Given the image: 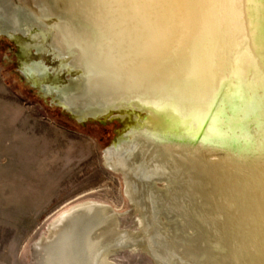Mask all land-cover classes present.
Segmentation results:
<instances>
[{
	"label": "bare ground",
	"instance_id": "bare-ground-1",
	"mask_svg": "<svg viewBox=\"0 0 264 264\" xmlns=\"http://www.w3.org/2000/svg\"><path fill=\"white\" fill-rule=\"evenodd\" d=\"M30 2L0 0V34L18 46L24 79L72 118L124 121L102 151L107 169L168 175L194 171L202 155L231 171L240 165L256 171L253 165L261 164L254 175L264 185V0ZM75 2L82 7L76 15L70 14ZM168 176L175 177L177 189L181 174ZM128 178L143 189L148 186ZM170 184L163 178L155 187ZM247 185L235 188L236 194ZM249 185L250 192L258 190L257 184ZM171 189L165 191L171 194ZM221 190V199L228 200L230 194ZM259 195L249 207L258 206ZM97 206L102 210H83ZM260 211L232 226L246 222L248 227L247 240L236 242L238 247L229 244L238 262L260 253L254 238L257 225L264 224V208ZM99 215L109 219L102 229L92 223ZM118 216L94 200L65 208L48 223L47 234L33 242V264H117L112 254L132 250L133 244L147 249L141 230L120 228ZM238 231L233 234L239 236ZM226 235L221 233L220 240ZM220 240L212 242L211 254L203 247L204 259L215 260L217 252L226 251ZM179 247L198 252L193 242L182 241Z\"/></svg>",
	"mask_w": 264,
	"mask_h": 264
},
{
	"label": "water",
	"instance_id": "water-1",
	"mask_svg": "<svg viewBox=\"0 0 264 264\" xmlns=\"http://www.w3.org/2000/svg\"><path fill=\"white\" fill-rule=\"evenodd\" d=\"M70 1L71 4L74 2V0ZM74 6V9L72 5L70 6L72 10L70 14L76 15L77 9L82 7L76 5V2ZM81 17L83 19V16ZM197 161H200V163L193 164V166H196L194 171L189 169L168 171L170 175L172 172L181 174L177 182V189L172 187L174 176L169 177V174L160 175L158 171H149L146 176L141 174L147 171H126L121 176L124 183V194L134 207L141 224L140 228L143 235L140 237V241L147 238L149 240L148 248L141 250L151 257L154 264H264V226H262L264 224L257 225L258 234L254 237L256 240L255 250L260 253H255L253 257H246L241 263L233 258L232 251L234 252V250L232 248L229 250L230 242L231 247L233 245L238 247L239 245L236 242H243L242 240H247L248 236V234L246 235L248 229L246 222L236 227L239 230L236 234L239 236L233 234L236 231V228L233 227L243 221L244 215L253 214L257 216L261 212L260 210L264 208L261 207L262 198H264V185L260 182L262 180L259 179V176L254 175V173L261 172V164L253 165L256 171H253L254 169L249 171L247 166L241 167V165L235 171H231L224 162L217 163L216 160L206 159L202 155L198 156ZM204 166H210L213 169L206 171ZM161 172L167 173V171ZM128 176L137 178L138 181L148 182V186L143 189L138 186L140 184H134L129 180ZM151 177H154L153 179L157 181L163 178L167 179L171 184L165 188H156L155 183L157 181L152 180ZM242 183H248V185L245 186L243 191L236 194L237 190L235 188ZM253 183L258 185L256 192H250L251 188L249 187L251 186L249 184ZM225 184L227 187L223 186ZM168 187L172 188L171 194L165 191ZM221 189H226L230 194L228 200L221 199ZM258 191L260 195L255 199H257L259 207H249L250 204L253 205L256 202L253 199ZM180 204L182 206H179ZM91 208L86 207L83 210L92 213L95 210H102L101 206ZM124 213L126 211L122 212V214ZM87 215H90V213ZM180 215L184 218L181 219ZM97 217L92 223H97L95 225L97 228H104L108 224V215L105 218L101 215ZM189 226H193V229L190 230ZM221 233L227 234L226 238H223L226 239L225 241L220 240ZM242 235L246 236L240 238ZM236 237H239V239L235 240ZM216 240H220L222 244H225L226 251L217 252L215 260H210L208 257L204 259L205 256H203L201 250L206 246L209 254H211L213 252L212 242H218ZM182 241L193 242V247L197 248L198 252L187 247L180 248L179 245ZM133 245L132 250L138 247L136 244ZM209 246L211 249H209ZM227 251H231V253H227ZM166 255H168V258Z\"/></svg>",
	"mask_w": 264,
	"mask_h": 264
},
{
	"label": "rangeland",
	"instance_id": "rangeland-1",
	"mask_svg": "<svg viewBox=\"0 0 264 264\" xmlns=\"http://www.w3.org/2000/svg\"><path fill=\"white\" fill-rule=\"evenodd\" d=\"M20 1L31 6L30 0ZM39 57L48 65H56L48 56ZM19 58L18 46L0 34V126L4 120L3 104L9 103L11 98L27 104L35 114H38L40 120L54 122L57 128L60 127L65 135L71 138L72 162L71 171H55L57 201L66 195V203L63 206L46 209V214L41 210L40 222L33 225L29 237L21 243V254L0 256V264H33L31 246L38 237L47 234V225L51 219L65 208L85 200L109 205L120 214L117 217L120 228L139 232L141 224L134 207L124 194L122 175L107 169L102 162L103 149L117 136L124 121L119 118L75 120L60 107L55 106L49 97H43L24 79L20 73ZM62 78L60 77V80ZM3 88L8 89L9 96ZM18 135L13 130L0 127V139L5 138L8 143ZM125 211L126 213L122 214ZM111 258L117 264H154L151 257L139 247L134 250H121L112 254Z\"/></svg>",
	"mask_w": 264,
	"mask_h": 264
},
{
	"label": "crops",
	"instance_id": "crops-1",
	"mask_svg": "<svg viewBox=\"0 0 264 264\" xmlns=\"http://www.w3.org/2000/svg\"><path fill=\"white\" fill-rule=\"evenodd\" d=\"M30 108L12 98L2 105L0 127L19 134L12 143L0 139L2 257L21 254V243L40 222L41 210L46 214V209L66 203V195L57 201L55 171H71V138L54 122L40 120Z\"/></svg>",
	"mask_w": 264,
	"mask_h": 264
}]
</instances>
